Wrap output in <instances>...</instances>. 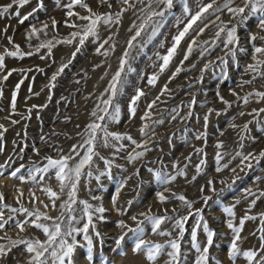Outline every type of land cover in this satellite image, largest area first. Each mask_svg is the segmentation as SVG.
I'll return each mask as SVG.
<instances>
[{
  "label": "rangeland",
  "instance_id": "rangeland-1",
  "mask_svg": "<svg viewBox=\"0 0 264 264\" xmlns=\"http://www.w3.org/2000/svg\"><path fill=\"white\" fill-rule=\"evenodd\" d=\"M11 2L12 0H0V6ZM69 2L70 0H60V6H57L56 0H43L44 8L39 9V0H30L23 7L13 5L8 13L0 16V53L14 50L15 44H19L24 52H33L32 56H25L23 59L6 57V67L0 70V91L3 93L0 95V125L4 126L0 129L3 132L0 137V166L3 167H0V172L4 173L0 175V190L5 194V202L12 207H20L21 204L29 209L39 207L53 217L60 214V204L67 199L66 194L56 201L55 208L44 207L45 204L50 205L51 201L43 188L51 186L59 191V182L54 173L44 174L43 180L33 183L27 179L21 181L13 178L10 172L23 165L21 174L27 176V168H43L48 163V157L58 159L69 154L73 145H82L86 138L85 129L95 119L91 113L97 109V105L103 107L102 99L110 97V92L106 89L115 74L121 71V62L125 61L120 83L117 85L118 94L114 100V103L121 106V119L119 123L108 122L109 131L130 134L140 144L147 140L149 150L133 162L128 160V154L133 149L143 151L142 147L136 148L131 141H116L112 138L108 146H103L100 139L97 140L95 150L99 156L93 157L90 169L85 168V175L81 177L78 185V202L74 205L77 217L82 215L83 205L79 203L82 200L88 201L94 208L103 206L107 209L103 213L105 219L102 221L97 219L101 214L94 213L96 227L89 229L94 241L93 264H100L103 256H107L114 264H151L144 252H133L132 233L128 229L135 228L139 221H144V238L166 243L169 239L179 237L175 220L189 216V213L192 215L185 222L184 235L181 238L180 264H194L197 253L191 247V231L199 219L196 215L198 209L202 210L210 228L218 233L209 249V264H217V261L232 264L228 250L234 234L227 228L226 221L229 217L223 211L225 206L231 205H235L237 224L239 218L245 214L256 216V220L245 222L241 233L244 238L241 248L258 250L260 214L264 213V196L261 195L264 193V157L259 155L264 152V112L260 111L264 109V100L255 93L264 92V77L246 72L245 69L248 64L254 63L253 55L264 59V56L255 54L253 48V44L264 46V40L260 39L264 37V29L259 26V15L253 16L246 9L244 15L247 19L243 22H240L239 16L233 15L227 9L207 15L204 21L198 22L200 27L208 24L205 31L202 34L195 30L190 31L178 46L168 68L161 73L159 65L162 61L157 54L162 56L167 53L172 46L173 37L187 23L188 17L183 13L181 0H174L170 10H166L164 4H157L156 0H129L131 7L120 0H108V3L85 0L99 14L115 13L122 8H127V11L123 12L119 21L114 20L110 25L101 21L98 26L100 39L89 37L82 46L78 43L79 38L73 39L71 35L73 32L82 31V27L72 28L63 22L74 21L76 25L84 26L88 21L68 17L67 9L63 5ZM208 2L209 0H188L193 12L197 10V3ZM223 2L224 0H217L219 4ZM244 4L245 0H234L232 6L243 7ZM149 6L151 9L166 12L162 19L154 18L162 26L157 35L150 39L155 24H149L136 40H132ZM33 9L37 10L33 12ZM73 10L80 15L89 14L87 9L79 5ZM16 11L20 12V17L14 15ZM29 12H33V15L23 24L19 23V19ZM53 18L60 22L55 27L52 26ZM178 19L183 22L178 24ZM221 22L227 27L238 25V44L225 47L222 33L221 39L213 45ZM43 23L49 24V28L28 41L27 31L30 26L35 24L42 27ZM5 27L6 33L3 31ZM253 34L257 37L254 42L250 39ZM9 36L12 37L11 41L7 38ZM69 39H73L71 44L63 42ZM192 39L197 40V45L193 46L192 55L185 61L183 58ZM48 40L54 44L51 53L46 48L36 52V48ZM105 40L108 42L97 53L96 48ZM203 41H208V45H203ZM77 47L81 50L73 57ZM202 47L209 49V54L204 57L200 56ZM229 48L236 49L234 57L228 52ZM240 48L245 51H240ZM219 57H225L227 64L222 63ZM209 61L212 62L211 67L203 70ZM65 64L68 66L53 81L52 76ZM193 64L196 65L194 69ZM177 67L184 70L173 76ZM12 69L16 71L4 80L2 77ZM154 73L159 78L155 85H149L148 78ZM225 74L227 79L224 78ZM21 80L23 83L17 93L16 85ZM244 80L253 82L243 84ZM53 84L55 87H52ZM165 85L168 91L164 90ZM137 89H142L145 95L137 101L136 115L131 117L128 106ZM217 93L229 101L231 106L223 103ZM249 93L253 95L249 97L248 103H244L242 98ZM14 94L16 107L13 111ZM193 99L195 104L191 103ZM153 101L155 104L149 109L148 105ZM145 112L149 115L142 119ZM242 112L244 115L240 114ZM205 115L208 116L207 122L204 120ZM160 120L163 123H157ZM145 125H148L147 135L141 133V128ZM201 133L206 135L197 139V135ZM86 147L84 145L77 149L81 156ZM238 153H251L255 158L250 157L242 163V157ZM218 154L221 156L219 161ZM78 159L79 157L70 163H75ZM105 160L112 161L110 173ZM217 168L220 170L217 171ZM89 170L92 176L86 174ZM157 171L176 176V179L166 185L160 184L155 177ZM178 173L183 175H177ZM97 176L99 179H96ZM118 188L119 197L113 202ZM245 189H251L253 195H248ZM21 191L24 196L18 200L17 196ZM33 192L35 198L31 195ZM158 192L171 198L162 202L157 196ZM179 195L192 201V207L188 208L183 201L177 199ZM205 197L210 199L205 200ZM256 197L259 198L256 199L255 206H252L251 201ZM117 208L123 209V214ZM3 211L6 218L11 214L10 209ZM141 213L148 216L174 217L161 225L162 230L170 231L172 235L152 233L150 222ZM13 215L20 222L30 219L23 212ZM133 215L137 220L131 219ZM120 220H124L128 227H119ZM84 222L86 219L75 226L83 227ZM95 231H99L101 236L96 237ZM125 232L128 233L126 241L117 249L115 241ZM5 234L12 239L46 238L42 230L31 224L26 225L23 232L14 226H6V229L0 230V237ZM76 239L80 245L86 243L82 234L77 235ZM205 240L206 234L200 230L198 241ZM0 243H6V240L0 239ZM86 255V247L78 246L73 257L75 264H88ZM167 259L166 255H161L156 264H165ZM26 260L25 247L20 245L0 259V264H26ZM236 264H246V261L240 257Z\"/></svg>",
  "mask_w": 264,
  "mask_h": 264
},
{
  "label": "snow or ice",
  "instance_id": "snow-or-ice-1",
  "mask_svg": "<svg viewBox=\"0 0 264 264\" xmlns=\"http://www.w3.org/2000/svg\"><path fill=\"white\" fill-rule=\"evenodd\" d=\"M30 2V0H12L11 3L0 6V16L4 15L5 13L9 12V9L13 8V5H19L20 7H23L24 5H27ZM101 3H108V0H100ZM121 3L128 5L131 7L129 0H120ZM143 2V0H141ZM57 6H60V0H56ZM157 4H164L166 6V10H170L173 8L174 0H156ZM181 3L183 4V13L186 14L188 17L187 23L184 25L183 29L178 32L177 35L173 37V43L170 48H168L167 53L165 55L158 57L162 61V63L159 65L160 72H164L165 69L168 68L169 64L171 63L173 57L176 55L177 48L180 45L181 41L189 34L190 31H197L198 33H203L205 29L208 27V24H204L203 27H200L198 22H202L205 20L206 16L209 14H215L221 12L223 9H227L228 12L232 13L233 15L240 17V22H243L247 19V16L244 15L245 10L248 9V11L251 13V15L256 16L259 15V26L264 29V0H245V4L243 7L236 6L233 7L234 0H224L222 4L217 3V0H209L208 3H197V10L195 12L192 11L191 7L189 6L188 0H181ZM76 5H79L82 8L87 9L88 15H80L79 12H75L73 9ZM65 9H67V16L68 17H78L80 20L88 21V23L84 26H78L75 24V22H69L68 20H65L63 23L69 27L72 28H81L82 31H76L73 32L72 38L76 39L79 38L78 43L79 45H84L85 41L88 40L89 37H94L96 40H99L98 35V26L101 21L104 22L106 25H110L113 23V21H119L123 12L127 11V8H122L120 11H117L115 13H104L99 14L97 12H94L91 6L85 2V0H70L69 3H66L63 5ZM109 7L111 5L109 4ZM44 8L43 0H39V9ZM37 9H33V12H35ZM33 12H29L26 15H24L22 18L19 19V23L23 24L25 21L29 19L30 16L33 15ZM165 11H157L154 9H151L149 6V10L146 13V16L144 17L142 23L139 26V29L136 31L135 35L131 38L132 40H136L137 37L141 35V32L144 31L145 27L149 24H155V27H153L150 39L152 37H155L158 33L159 28L162 26L160 23H157L154 18L160 17L161 19L165 16ZM16 17H20L21 14L19 11H16L14 13ZM217 20H219V16H217ZM182 20H177V23H182ZM238 22V24L240 23ZM60 22L52 19V26L55 27ZM49 28V24L43 23L42 27H37L35 24H32L30 26V30L27 31V39L28 41H31V39L34 36H38L41 32ZM5 33L7 32V27L3 30ZM238 31V25L227 27L226 25L221 22V24L218 26V31L215 34V40L213 41V45L215 46V41L221 39V34H224L225 39L222 41L225 45V47H228L229 45L238 44L240 37L237 34ZM10 41L12 40V37H7ZM73 39L65 40L64 43L71 44L73 42ZM251 41H255L257 39L256 35L250 36ZM261 40H264V37L260 38ZM108 41L105 40L103 43L99 45V47L96 48V52L100 53L101 49L104 47V44H106ZM208 41H203V45H208ZM194 45H197V40L192 39L191 43H189L186 53L184 55V60H188V58L192 55L194 50ZM163 46V45H161ZM54 47V44L51 40H48L46 42H42L37 48L36 52H39L40 49L46 48L48 49L49 53H51L52 48ZM129 47H131V41H129ZM254 53L259 54L260 56H264V46H256L253 44ZM81 49L77 47L76 52H74L72 55L75 57L76 53H78ZM240 51H245V49L240 48ZM228 52L234 57L236 55V49L229 48ZM107 55V52L104 53ZM206 54H209V49L207 47H202L200 51V56L204 57ZM33 52L28 51L24 52L21 50V46L19 44L14 45V50L8 51L5 50L4 53H0V70L4 69L6 67L5 59L6 57H13V58H20L23 59L25 56H32ZM125 56H127V53H125ZM222 61V63L227 64V59L225 57H219ZM254 63L248 64L246 66L245 71L255 73L256 75L260 77H264V59L258 58L257 55H253ZM125 61L121 62V71H123V64ZM183 63V61L181 62ZM212 62L209 61L204 65L203 70H207L209 67H211ZM68 65H63L59 72L54 74L52 76V80L55 81L57 75L59 73H62L64 69ZM196 67L195 64L192 65V68L194 69ZM184 69L182 67H177L175 70L176 74H179ZM202 70V71H203ZM16 71V69H12L11 71L7 72L6 75H4L2 78L4 80H7L9 76L12 75V72ZM22 71V70H21ZM121 71H118L115 76L113 77L112 82L109 85V88L106 89V91L110 92V97L106 100L101 101L103 104V107L101 108L100 105H97V109L94 110L91 115L95 118L92 120L91 123H89L85 129L86 138L83 141L82 145H73L72 149L69 154L62 155L58 159H53L51 157H48V163L43 168L41 167H29L27 168V176L21 174V169L24 167L21 165V167L16 168L15 170L10 172V176L13 178H17L21 181H24L25 179L32 181L33 183H39L40 180L44 179V174L54 173V176L56 180L59 182V191L54 190L51 186H47L43 188V191L47 193L48 197L50 198L51 204H45L44 207L48 208L51 206L52 208L56 207V201L61 198L62 195L67 196V199L64 200L60 204L61 212L59 215L53 217L48 212L42 211L39 207H35L32 209H29L28 207H25L23 204L20 205V207H12L11 205L7 204L5 202V194L2 190H0V230H4L7 227H16L21 232L26 230V225L31 224L36 229L42 230L43 234L45 235L44 240H40L38 238L35 239H12L10 237H7L5 234L4 237H0V239L6 240V243H0V259H3L6 257L9 253L12 252V250L20 245H24L25 252L27 254V260L26 264H75L74 262V253L77 251V247H86L87 249V255L85 257L88 264H93L94 262V241H93V235L89 234V229L93 228L95 229L96 225L93 220L94 213H99L101 215L97 216L98 220H104L105 217L103 213L107 211L103 206L93 207L88 201L82 200L79 201L80 204L83 205V208L81 209L82 215L77 217L75 215L76 208L74 205L78 202V185L80 183L81 177L85 175V168L88 167L91 168L93 164V157L99 156V153L95 150L96 143L98 138L102 142L103 146H108L110 144V138L116 140V141H123L128 140L131 141L133 145H135L136 148H143V151H135L133 149L132 152L128 154V160L129 161H136L139 158L143 157L145 153L149 150L148 149V143L149 141H144L143 144L138 143L130 134L127 133H119L115 131H109V123L108 122H115L119 123L121 119V106L118 103H114L115 97L118 94V88L117 85L120 83L121 79ZM158 74H153L151 77L148 78L147 83L149 85H155L158 80ZM225 79H227V75L225 74ZM255 78V77H254ZM201 80L203 77L200 78ZM252 80H244L243 84H251ZM23 83V80H21L16 85V92H19L20 85ZM52 87H55L53 84ZM191 87V85H189ZM164 90L168 91L167 85L164 86ZM2 91H0V95H2ZM38 95V93H37ZM145 93L142 89H137L136 94L131 97L129 102V115L131 117H135L136 111H137V101L144 96ZM253 93H249L247 96L243 97L244 103H248V99L250 96H252ZM255 95L259 97L261 100H264V92H256ZM217 96L219 99L227 104L229 107L231 106L230 102L225 100L223 96H220L219 93H217ZM192 104H195V100L193 99ZM155 104V101L150 103L148 105V108L151 109L152 106ZM16 107V96L13 95L12 98V109L15 110ZM37 107V106H33ZM111 109V111H110ZM209 111H212L211 109ZM261 112H264V109H260ZM241 115H244V113H240ZM149 115L148 112H145V116L142 117V119L147 118ZM189 116H191V113H189ZM175 119V117H173ZM205 122L208 121V116H204ZM157 123H163V120L157 121ZM207 124H205V127ZM235 127V125H233ZM247 127V125L245 126ZM4 128L3 125H0V129ZM148 128V125H145L141 128V133L144 135H147L146 129ZM6 131V129H5ZM98 134H101L98 136ZM206 135V133H201L197 135V139H199L201 136ZM3 136V132H0V137ZM84 145H87L83 156L80 155V152L77 150L80 147H83ZM222 146L221 145H218ZM123 147V145H121ZM37 152H39V149H36ZM237 155L242 157V163L243 161L249 160L250 157H252V154L244 155L243 153H238ZM261 157H264V152H261L259 154ZM77 157L79 159L75 163H70L71 161L75 160ZM253 159L255 157H252ZM100 159H104V157H100ZM221 159V156L217 155V161ZM106 165H108V170L110 173L112 161L105 160L104 161ZM203 163V161H201ZM3 167V166H0ZM224 167H227V165H224ZM248 167H251V164H248ZM220 169L217 168V171ZM149 171H152L149 169ZM235 171V169H233ZM3 172H0V175H3ZM88 176H92V172L89 170L86 173ZM103 174V173H102ZM177 175H183V173H178ZM39 177V179H38ZM155 177L158 183L160 184H168L171 181H174L176 179V176H170L167 174H164L160 171H157L155 173ZM96 179H99V176L96 177ZM195 179V177H193ZM257 179H260V177H257ZM123 183H121V187H123ZM211 183V181L209 182ZM66 190V191H65ZM201 191H203V188H201ZM215 191V189H213ZM246 193L248 195H253L251 192V189H245ZM120 189H117L116 196L113 197V202L116 201V199L119 197ZM32 197L35 198V193L33 192ZM262 196H264V193H261ZM24 196L23 191L19 193L17 196V199L19 200ZM157 196L159 197L160 201H165L167 199H170L171 197H166L162 192H158ZM177 199L181 200L188 206V208L192 207V201L187 200V198L184 195H179L176 197ZM259 197H256L251 201V205L255 206L256 199ZM95 199V197H94ZM205 200L210 199L208 197L204 198ZM236 203H239L237 201ZM131 204V201L129 202ZM235 205L231 206H225L223 211L227 213V216L229 219H227L226 224L227 228L232 231L234 234L233 239L230 242V248L228 250V257L231 260L232 264H236L238 258L243 257L246 261V264H264V213L260 214V228H259V249L255 248H249L247 250L241 248V242L244 239L241 235L245 222L256 220V216L245 214L243 217L239 218L238 224L235 222L236 218V212L234 211ZM3 209H10V213L7 218L5 217V213ZM117 211L121 212L123 214V209L117 208ZM175 211V209L173 210ZM23 212L27 217H29V220H25L23 222H20L18 220L14 219V215L16 213ZM140 215L145 216V219L150 222L151 224V232L156 233L158 235H167L171 236L172 233L170 231H164L161 229V225L165 221L173 220L174 217L163 215V216H155V215H145L144 213H141ZM192 213H189V216H191ZM196 215L199 217L197 220L195 226L193 227L191 231V247L195 250L197 255L195 256L194 264H209L210 256H209V249L214 244V237L218 235V233L210 228L207 220L204 218L202 214V210L198 209L196 212ZM189 216H183L179 219L175 220V227L179 229V237L174 239H169L166 243H160L155 242L152 240H147L144 238L145 236V227L144 221H139L137 226L135 228H129L128 232L132 233L131 239L133 240L132 244V250L134 253H141L144 252L146 254V258L148 261L151 262V264H156V261L158 257L161 255H166L168 259L165 261V264H180L181 261V238L184 235V225L185 222L189 219ZM86 219V222L83 223V227H77L75 226L79 221H84ZM132 220H137V217L133 215L131 217ZM119 227L127 228V224L124 220L118 221ZM202 230L203 233L206 234V240L204 242L198 241V232ZM83 235V240L86 242L84 245H80V242L76 239L77 235ZM94 235L96 237H100L101 233L99 231H95ZM255 235V233H253ZM128 236V233L125 232L121 234L118 239L115 241L117 245V249H119L120 245L126 241V237ZM101 244L103 243V240L101 239ZM100 264H114V262L110 261V259L107 256H103L100 259ZM217 264H222V262L217 261Z\"/></svg>",
  "mask_w": 264,
  "mask_h": 264
}]
</instances>
